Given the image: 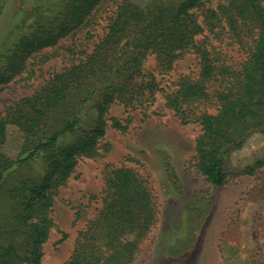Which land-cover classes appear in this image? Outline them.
Instances as JSON below:
<instances>
[{
    "label": "trees",
    "instance_id": "trees-1",
    "mask_svg": "<svg viewBox=\"0 0 264 264\" xmlns=\"http://www.w3.org/2000/svg\"><path fill=\"white\" fill-rule=\"evenodd\" d=\"M205 1L121 0L106 34L89 56L54 74L46 87L21 99L0 120V188L10 175L39 159L44 162L39 178L20 180L7 192L11 211L0 226V264H43L54 196L72 177L79 161L91 157L106 137L111 107L117 102L127 105L154 97L156 79L146 82L143 78L149 56L155 55L160 66L171 69L182 51L196 49L201 67L198 81L182 79L176 97L169 100L184 123L190 117L183 104L214 97L208 83L218 75L217 68L210 51L199 45L204 29L194 13ZM103 2L59 0L56 8L37 13L24 31L15 35L11 46L0 51V86L22 74L33 54L82 31ZM224 15L231 31H237L235 24L241 20L252 24L257 36L241 69L226 72L222 79L225 86L216 93L218 112L195 118L201 126L195 165L198 173L217 187L230 182L227 166L231 151L254 133L264 136V0H240L229 16L227 12ZM214 20L221 21L216 15ZM10 126L20 130L25 142L16 159L3 151ZM114 127L127 128L115 120ZM261 168L264 160L246 167L241 175L255 176ZM144 183L130 169L107 175L100 219L79 233L65 264L134 262L138 239L145 238L157 216L152 192Z\"/></svg>",
    "mask_w": 264,
    "mask_h": 264
},
{
    "label": "rangeland",
    "instance_id": "rangeland-1",
    "mask_svg": "<svg viewBox=\"0 0 264 264\" xmlns=\"http://www.w3.org/2000/svg\"><path fill=\"white\" fill-rule=\"evenodd\" d=\"M120 1L104 0L82 31L33 54L22 74L0 86V120L21 99L46 87L54 74L89 56L106 34ZM58 4L59 0H0V51L11 46L15 35L37 13ZM238 4L240 0H207L194 10L204 29L199 45L210 51L218 75L208 83V91L214 95L211 100L181 104L189 122H183L169 100L176 97L182 79L198 81L201 67L196 49L182 51L171 69L160 66L155 55L148 57L143 78L146 82L156 79L154 97L111 107L106 137L91 157L79 161L72 177L54 196L43 264H65L70 259L79 233L100 219L107 175L122 168L145 182L157 210L156 223L144 231L145 238L138 239L130 264H264V168L255 176L241 175L246 167L264 160V136L254 133L231 151L228 185L208 183L195 165L196 140L201 135L195 118L218 112L216 93L225 86L222 79L226 72L241 69L257 36L253 25L241 20L235 24L237 31L230 30L224 14L229 16ZM215 15L220 22L214 20ZM114 120L126 130L114 127ZM24 143L20 130L10 126L3 151L16 159ZM43 166L39 159L10 175L0 188V226L11 211L7 192L20 180L39 178Z\"/></svg>",
    "mask_w": 264,
    "mask_h": 264
}]
</instances>
